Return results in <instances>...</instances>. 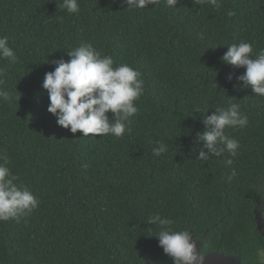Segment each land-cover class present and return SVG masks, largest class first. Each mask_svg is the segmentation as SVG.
Here are the masks:
<instances>
[{
  "label": "trees",
  "instance_id": "16d2710c",
  "mask_svg": "<svg viewBox=\"0 0 264 264\" xmlns=\"http://www.w3.org/2000/svg\"><path fill=\"white\" fill-rule=\"evenodd\" d=\"M62 3L0 0V37L17 57L0 58V89L12 97L0 98V154L39 199L27 215L0 222V264H173L159 247V225L148 223L154 214L196 241L206 234L203 255L258 264L264 97L237 79L244 68L221 57L240 42L264 49V0H220L219 8L207 0H178L176 7L157 0L144 9L79 0L78 13ZM82 41L142 74L138 112L120 138L73 134L47 111L44 75ZM229 100L248 117L247 126L225 129L239 141L237 155L202 160L196 140L203 116ZM156 141L166 153L153 154Z\"/></svg>",
  "mask_w": 264,
  "mask_h": 264
},
{
  "label": "clouds",
  "instance_id": "9594fccd",
  "mask_svg": "<svg viewBox=\"0 0 264 264\" xmlns=\"http://www.w3.org/2000/svg\"><path fill=\"white\" fill-rule=\"evenodd\" d=\"M157 0H125L128 8H147ZM168 7H176L178 0H165ZM212 6L219 8L220 0H207ZM61 8L68 13L80 11L79 0H63ZM69 59L51 61L54 71L45 73L42 88L46 90L49 104L47 111L56 117L59 126L69 129L75 134L80 131L83 136L113 135L120 138L126 132L129 117L138 112L135 105L144 93V80L137 69L127 64L115 65L111 55H102L90 43L80 45L67 51ZM0 58H7L15 63L17 57L9 46L8 38L0 37ZM221 60L245 71L237 79L244 88H250L254 95L264 97V49L254 52L248 42L227 46ZM4 70L0 69V76ZM231 75L228 79L231 80ZM0 83H3L0 80ZM235 87V86H234ZM0 98L11 99V93L0 89ZM233 100L236 99L231 97ZM111 112L110 119L107 113ZM207 112V111H206ZM203 112V113H206ZM204 130L197 133V140L202 142V150L198 157L202 160L210 156H220L225 151L231 157L237 155L239 141L225 132L226 128H243L248 124V117L242 114L240 105L229 100L227 107H216L210 115L203 116ZM153 154L160 156L167 152V145L156 141ZM206 150V151H205ZM0 222L19 219L39 206V199L22 184L19 177L7 166L8 157L0 154ZM232 159L226 161L227 165ZM235 169L231 176H235ZM231 176L229 178H231ZM149 225L158 224L159 247L171 257L173 264H204V256L197 249L198 242L191 231L173 230L172 219L162 218L154 214L149 218ZM258 264H264V249L257 250Z\"/></svg>",
  "mask_w": 264,
  "mask_h": 264
},
{
  "label": "water",
  "instance_id": "95a60500",
  "mask_svg": "<svg viewBox=\"0 0 264 264\" xmlns=\"http://www.w3.org/2000/svg\"><path fill=\"white\" fill-rule=\"evenodd\" d=\"M255 221L257 224V230L264 238V217L263 214L260 211H255ZM206 238V234L203 236V238L200 241H197V249L199 250V253L201 254L200 250L202 245L204 244ZM204 256V264H242L239 259L227 256L222 253H219L217 251L208 253V254H201Z\"/></svg>",
  "mask_w": 264,
  "mask_h": 264
}]
</instances>
